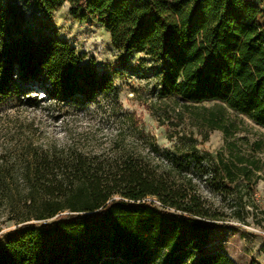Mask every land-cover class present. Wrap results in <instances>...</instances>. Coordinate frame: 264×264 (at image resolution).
<instances>
[{"label":"trees","instance_id":"16d2710c","mask_svg":"<svg viewBox=\"0 0 264 264\" xmlns=\"http://www.w3.org/2000/svg\"><path fill=\"white\" fill-rule=\"evenodd\" d=\"M64 3L73 19L103 25L115 48L159 61L161 97L214 101L264 127V0H33L46 15ZM14 17L11 1L0 0V100L18 93L19 81L88 102L114 90L109 75L56 33L11 36ZM204 118L228 133L214 111ZM147 150L117 141L100 153L24 145L16 166L1 157L0 208L8 207L18 226L0 245V264H93L104 250L136 261L156 248L170 264H183L186 255L191 264H236L205 244L213 223L250 215L256 161L231 153L202 163L194 144L171 151L152 143ZM199 181L233 200L228 213L207 201ZM17 183L19 209L10 186Z\"/></svg>","mask_w":264,"mask_h":264},{"label":"rangeland","instance_id":"374dc122","mask_svg":"<svg viewBox=\"0 0 264 264\" xmlns=\"http://www.w3.org/2000/svg\"><path fill=\"white\" fill-rule=\"evenodd\" d=\"M15 17L10 19V35L20 31L51 35L56 33L69 42L84 62L112 78L114 90L100 94L88 102L80 96L71 100L53 95L40 82L19 81V92L0 100V158L16 166L17 156L24 145L46 148L73 146L89 153L109 151L113 142L133 148L146 155L155 143L160 149L185 150L194 144L205 163L213 159L228 160L244 155L256 161L260 171L253 185L245 222L233 218L212 224L205 244L207 251L227 254L236 264H264V127L236 112L221 108L214 101L198 104L170 97H161L160 62L142 52L125 53L112 44L106 28L94 20L79 21L68 12V4L46 15L37 10L33 0H10ZM210 111L218 115L228 133L211 129L205 121ZM232 153V154H231ZM154 157V154H151ZM193 161H195L193 159ZM18 167L15 168L17 170ZM195 169L192 170L194 174ZM16 209L21 208L18 193L22 186L10 185ZM198 191L209 203L220 206L226 213L234 205L230 197L221 200L206 184L198 182ZM155 207L162 210L160 205ZM0 208V245L18 226L8 212ZM162 211L175 215L173 210ZM183 264H191L186 255ZM93 264H170L164 249H150L138 260H125L104 250Z\"/></svg>","mask_w":264,"mask_h":264},{"label":"built area","instance_id":"2783aa9c","mask_svg":"<svg viewBox=\"0 0 264 264\" xmlns=\"http://www.w3.org/2000/svg\"><path fill=\"white\" fill-rule=\"evenodd\" d=\"M149 200H152V201H154L156 204H158V205H161L158 201H156L155 199H151V198H149ZM172 210V209H171Z\"/></svg>","mask_w":264,"mask_h":264}]
</instances>
